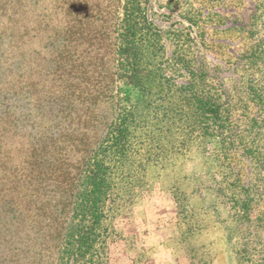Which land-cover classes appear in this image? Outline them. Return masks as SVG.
Returning a JSON list of instances; mask_svg holds the SVG:
<instances>
[{"label":"rangeland","instance_id":"1","mask_svg":"<svg viewBox=\"0 0 264 264\" xmlns=\"http://www.w3.org/2000/svg\"><path fill=\"white\" fill-rule=\"evenodd\" d=\"M125 1L87 0L83 32H102L104 37L93 39L86 53L99 49L98 58L107 55V34ZM56 2L26 0L32 17L21 19L14 42L6 37L4 41L13 48L12 57L19 59L15 68L21 83H17L33 85L16 88L22 94L9 103L12 117L0 120V153L12 149L16 164L27 152H37L34 147L40 138L43 159L56 165L55 159L63 161L65 154L53 151L51 141L58 144L70 133L101 130L119 108H132L140 101L137 88L123 81L117 82L109 99L92 97L87 90L75 97L65 95L68 101L55 98L50 90L57 83L43 59L61 42L47 41L44 34L49 30L42 34L38 19L52 22L48 15ZM144 8L156 35L150 58L162 69V78L173 84L186 81V71L172 58L182 47L186 62L223 102L226 144L221 148H226V158L216 159L217 145L203 146L193 139L186 140L182 150L146 164L144 186L133 187L130 202L113 221L108 264H132L137 259L140 264H246L244 250L256 249L254 259L264 255V0H144ZM50 27L54 32L53 24ZM85 49V45L77 48L75 65L90 61ZM4 50L3 45V57ZM157 94V111H162L169 94L166 88ZM1 97L6 101L5 95ZM161 122L151 120L142 127L149 131ZM46 197L27 198L15 207L27 209L26 218L11 206L0 207V264H50L44 249L51 216L45 210Z\"/></svg>","mask_w":264,"mask_h":264},{"label":"trees","instance_id":"2","mask_svg":"<svg viewBox=\"0 0 264 264\" xmlns=\"http://www.w3.org/2000/svg\"><path fill=\"white\" fill-rule=\"evenodd\" d=\"M88 5L87 0H57L50 11L52 15H48L52 22L38 19L42 34L49 30L44 34L46 40L56 45L61 42L55 53L43 59L45 67L52 71V80L57 83L50 91L56 93V99L67 101L65 95L75 97L82 90L89 91L92 97L109 99L117 82L123 81L137 88L140 101L132 108H119L101 130L76 136L75 132L70 133L58 144L51 141L53 151L65 154L63 161L55 159L56 165L43 159L45 147L40 138H36L34 147L37 152H27L21 164L15 163L14 154L10 153L12 149L0 153V207L11 206L26 218L27 209L15 207H21L27 198L33 201L38 200V196H47L45 210H50L51 216L44 249L50 264H108L107 240L113 234V221L122 206L130 202L133 187L144 186V167L155 158H166L182 150L186 140L193 139L199 145H217L216 159L226 158V148L224 151L221 148L226 144L223 102L219 96H214L215 88L207 85L204 77L186 62L181 46L172 53V58L177 60V66L180 64V70L186 71V81L173 84L162 78V69L150 58L154 54L156 35L145 14L144 0L124 2L107 34L110 40L105 49L107 55L100 58L99 49L86 53L90 42L104 37L102 32H83L82 27L88 22L81 21L89 10ZM42 11L43 7L41 17L44 16ZM30 16L26 0H0V120L12 117L13 104L9 103L22 94L16 88L33 86L24 81L22 85L17 83H21L15 68L19 59L12 57L13 48L4 44L5 37L9 43L14 42L19 36L21 19ZM3 45L7 47L4 57ZM82 45L86 46L83 52L90 61L75 65L73 58H78L76 51ZM105 56L107 66L103 67L101 60ZM207 86L209 89L205 91ZM163 88L170 101L162 111H157V92ZM151 120L157 124L162 121L160 127L145 131L142 126L146 128ZM13 124L14 120L11 126ZM14 129L11 127V134ZM170 138L171 141H167ZM228 145L234 146L231 140ZM12 146L10 144L9 148ZM44 171L46 175L42 174ZM10 194L15 198H10ZM177 209H182L181 203H177ZM255 252L256 249L244 250L242 260H246V264H264V255L254 259ZM132 264H140V260Z\"/></svg>","mask_w":264,"mask_h":264}]
</instances>
